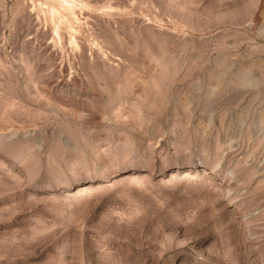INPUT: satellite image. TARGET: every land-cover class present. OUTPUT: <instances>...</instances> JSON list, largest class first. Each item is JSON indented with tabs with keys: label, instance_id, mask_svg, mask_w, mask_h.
I'll list each match as a JSON object with an SVG mask.
<instances>
[{
	"label": "rangeland",
	"instance_id": "1",
	"mask_svg": "<svg viewBox=\"0 0 264 264\" xmlns=\"http://www.w3.org/2000/svg\"><path fill=\"white\" fill-rule=\"evenodd\" d=\"M0 264H264V0H0Z\"/></svg>",
	"mask_w": 264,
	"mask_h": 264
}]
</instances>
